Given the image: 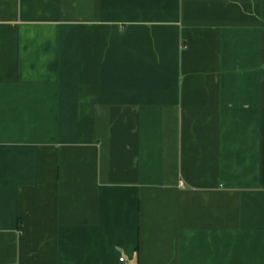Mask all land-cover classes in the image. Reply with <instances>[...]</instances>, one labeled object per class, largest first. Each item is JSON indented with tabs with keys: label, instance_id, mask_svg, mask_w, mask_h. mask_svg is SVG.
Listing matches in <instances>:
<instances>
[{
	"label": "crops",
	"instance_id": "obj_1",
	"mask_svg": "<svg viewBox=\"0 0 264 264\" xmlns=\"http://www.w3.org/2000/svg\"><path fill=\"white\" fill-rule=\"evenodd\" d=\"M264 264V0H0V264Z\"/></svg>",
	"mask_w": 264,
	"mask_h": 264
},
{
	"label": "built area",
	"instance_id": "obj_2",
	"mask_svg": "<svg viewBox=\"0 0 264 264\" xmlns=\"http://www.w3.org/2000/svg\"><path fill=\"white\" fill-rule=\"evenodd\" d=\"M119 263H120V264H124V259H123V258H120V259H119Z\"/></svg>",
	"mask_w": 264,
	"mask_h": 264
}]
</instances>
